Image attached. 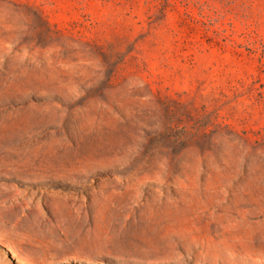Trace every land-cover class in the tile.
Instances as JSON below:
<instances>
[{
  "label": "rangeland",
  "instance_id": "374dc122",
  "mask_svg": "<svg viewBox=\"0 0 264 264\" xmlns=\"http://www.w3.org/2000/svg\"><path fill=\"white\" fill-rule=\"evenodd\" d=\"M0 264H264V0H0Z\"/></svg>",
  "mask_w": 264,
  "mask_h": 264
}]
</instances>
